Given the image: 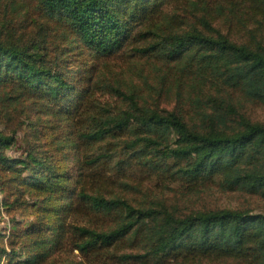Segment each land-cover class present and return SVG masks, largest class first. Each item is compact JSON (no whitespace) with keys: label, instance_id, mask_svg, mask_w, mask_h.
<instances>
[{"label":"trees","instance_id":"16d2710c","mask_svg":"<svg viewBox=\"0 0 264 264\" xmlns=\"http://www.w3.org/2000/svg\"><path fill=\"white\" fill-rule=\"evenodd\" d=\"M28 3L64 25L91 61L119 52L160 60L177 82L192 78L207 89L208 106L191 115L178 94L174 109L162 110L151 97L107 83L124 106L90 107L85 64L0 34V92L29 99L26 113L42 115L36 131L48 148L9 158L15 136L0 131L11 194L38 201L22 214L33 220L11 229V246L19 247L10 264H55L69 250L83 261L68 264H193L211 256L264 264L263 213L136 205L82 185L87 167L109 165L119 174L264 196V125L241 116L235 99L264 105V0H0V10ZM90 147L94 154L83 158L80 150ZM90 218L113 224L97 227Z\"/></svg>","mask_w":264,"mask_h":264},{"label":"rangeland","instance_id":"374dc122","mask_svg":"<svg viewBox=\"0 0 264 264\" xmlns=\"http://www.w3.org/2000/svg\"><path fill=\"white\" fill-rule=\"evenodd\" d=\"M174 4L176 5L168 6L165 12L173 13L176 6L179 7V3ZM27 5L28 7L19 6L6 12L5 7L0 10V34L6 38L13 36L27 45L31 42L37 43L45 48L48 56H53L56 50L62 49L65 53L72 54L70 60L77 61L72 62L76 68H82L80 65L85 64L87 74L84 79L91 88L88 96L92 102L90 107H93L95 101L124 106V103L115 98L107 89V83L118 84L127 90H135L142 96L151 97L152 106L162 110L174 109L178 94L181 95L184 109L191 115L199 114L202 109L199 104L203 107L208 106L205 97L207 89H202V85L194 82L192 78L177 82L174 70L165 71L160 60L155 62L152 61V57H140L138 54L130 56L127 52H119L111 57L91 61L92 56L88 51L77 47V38L64 25L50 20L39 10L29 6V3ZM163 76L165 79H162ZM6 89L0 92V131L6 135H14L16 141L7 155L9 158H17L31 149L39 153H48L42 137L43 132L38 134L39 131H36L40 128L39 122L42 115L27 114L29 99L23 98L22 101H17L14 89ZM235 99L237 106L240 107L241 116L253 123L264 125L263 104L247 102L240 95H237ZM77 122L78 120H75L76 125L73 130L78 133L82 123ZM95 149V147H90L88 150L82 148L80 152L84 158L85 155L94 154ZM4 169L5 167L0 164V233L4 234V238H0V245L7 249L9 255L4 254L0 259V264H10L13 261L11 260L12 248L19 247L18 243L11 246L17 240L11 236L13 232L11 229L15 226H22L23 222L27 224L33 220V217H24L22 214L29 212L28 205L38 201L30 196L26 200L20 196L13 197L12 185L8 181L10 174ZM82 185L92 193L107 197H124L136 205L145 204L144 202L150 205L153 201L167 208L180 203L193 211L219 207L264 214V196L260 194H252L248 191H221L215 185L185 187L171 184L169 180L164 182L155 176H147L140 171L119 174L109 165L87 167L82 175ZM90 220L94 221L97 227L113 224L112 218H90ZM82 261V255L77 250L72 252L69 250L63 253L61 259H57L55 264ZM193 264L241 263L211 256L195 261Z\"/></svg>","mask_w":264,"mask_h":264}]
</instances>
